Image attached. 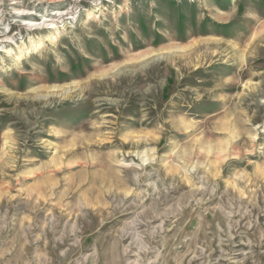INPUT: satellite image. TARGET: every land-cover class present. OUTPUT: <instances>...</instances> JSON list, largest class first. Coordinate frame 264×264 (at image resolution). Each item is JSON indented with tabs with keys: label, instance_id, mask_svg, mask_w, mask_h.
<instances>
[{
	"label": "rangeland",
	"instance_id": "obj_1",
	"mask_svg": "<svg viewBox=\"0 0 264 264\" xmlns=\"http://www.w3.org/2000/svg\"><path fill=\"white\" fill-rule=\"evenodd\" d=\"M55 8L0 69V264H264V0H0L6 47Z\"/></svg>",
	"mask_w": 264,
	"mask_h": 264
},
{
	"label": "bare ground",
	"instance_id": "obj_2",
	"mask_svg": "<svg viewBox=\"0 0 264 264\" xmlns=\"http://www.w3.org/2000/svg\"><path fill=\"white\" fill-rule=\"evenodd\" d=\"M18 3V2H12ZM19 4V3H18ZM120 7V6H119ZM121 8V7H120ZM15 10V18H19L22 15H32V17H35L33 14V11L28 10L25 11V9H14ZM33 10V9H32ZM70 12L66 9H58L55 8L54 11L51 14H45L43 15L42 19L39 21H28V23H31V26L33 29L41 28V29H47L48 33L43 37L41 36H36L35 34L29 35L27 37V40H22L21 42L15 44L13 47H6V46H1L2 51H0V69L4 70L5 65H6V59H21V57L24 54H33L36 53L38 50L43 48V45L45 42H55L60 34V30L64 29L63 26L65 23H70V21H67V19H71ZM91 12L87 10L86 16H90ZM67 15L66 20L63 19V16ZM89 18V17H88ZM39 19V18H38ZM27 21V20H25ZM67 21V22H65ZM1 24V22H0ZM43 26V27H41ZM70 24H68L67 27H69ZM1 36V35H0ZM0 42H6V39H11V36H6V34L2 37H0ZM3 53V56H2Z\"/></svg>",
	"mask_w": 264,
	"mask_h": 264
},
{
	"label": "built area",
	"instance_id": "obj_3",
	"mask_svg": "<svg viewBox=\"0 0 264 264\" xmlns=\"http://www.w3.org/2000/svg\"><path fill=\"white\" fill-rule=\"evenodd\" d=\"M7 24L9 25V27L7 28L8 30H10L12 27H14V24L13 23H7ZM11 24H12V26H11ZM1 29H3V26L2 25H0V30ZM22 31H23V29L21 28V25H17L16 30H13L12 32L10 31L11 32L10 33L11 34L10 36H12V39H7L6 42L0 43V45L6 46L4 43L13 44L15 42L20 41L24 37V34L22 35Z\"/></svg>",
	"mask_w": 264,
	"mask_h": 264
}]
</instances>
